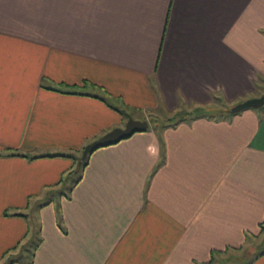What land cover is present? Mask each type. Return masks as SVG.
Here are the masks:
<instances>
[{"label": "crops", "instance_id": "obj_1", "mask_svg": "<svg viewBox=\"0 0 264 264\" xmlns=\"http://www.w3.org/2000/svg\"><path fill=\"white\" fill-rule=\"evenodd\" d=\"M263 84L264 0H0V264H204L264 236V105L147 122L64 181L130 110Z\"/></svg>", "mask_w": 264, "mask_h": 264}, {"label": "rangeland", "instance_id": "obj_2", "mask_svg": "<svg viewBox=\"0 0 264 264\" xmlns=\"http://www.w3.org/2000/svg\"><path fill=\"white\" fill-rule=\"evenodd\" d=\"M264 88V84H263ZM264 89H261L256 96H259L261 92H263ZM193 104H188L185 105L184 107H179L176 108L175 110L172 111H165L163 109L162 111H154L153 113H149L147 115V122L149 123L150 126H158L162 124L166 118L172 116L174 113H182L184 110H190L192 108ZM227 107H230L227 105ZM225 107L220 104L218 101L215 103H210V105L206 106L204 108L205 113H215L219 112L220 110L224 109ZM133 114H137L138 116H141L139 113H133L131 110L129 111V116ZM132 117V116H131ZM143 118L145 116H142ZM72 171L70 174H68L67 177L64 178V181L66 182H71L72 179H74L77 175V162L74 163L73 167L71 168ZM66 185V184H65ZM67 186L63 187V190H65ZM30 233V230H29ZM264 242V236H258V237H249L247 241L239 248L236 250L233 249H227L225 252H223L220 255H217L214 257V262L211 264H247L248 260L256 253V249H260L263 247L260 246ZM260 246V247H259Z\"/></svg>", "mask_w": 264, "mask_h": 264}, {"label": "trees", "instance_id": "obj_3", "mask_svg": "<svg viewBox=\"0 0 264 264\" xmlns=\"http://www.w3.org/2000/svg\"><path fill=\"white\" fill-rule=\"evenodd\" d=\"M216 101H218L220 104H222L225 108L222 109V110H220L219 112H215V113H205L203 110L208 105H195V104H193V106H192V108L190 110H184V111H182V113H177V112L174 113L172 116L166 118V120L162 124L158 125L157 127H170V126H175L176 124H178L180 122L190 121V120H193V119H196V118H200V117L214 118V119H223V118H228V117L232 116L233 114H236V112L235 113L230 112L229 109H230L231 106L230 107H227L226 103L224 101H222L220 98H217V97L212 98V100H211L210 103H215ZM186 105H188V104H186ZM184 106H181V107H184ZM152 127H156V126H152ZM102 145H105V144H102ZM99 146H101V145H99ZM95 148L96 147L92 148L91 150H93ZM55 155L68 156V154H65V153H54V154H50V155H47V156H55ZM39 156H41V155H39ZM33 157H37V156H31L30 158H33ZM86 157H87V155L84 158H82V159L80 158V156L77 157V160H76L77 161V170H76L77 175H76L74 181H76L80 177L82 166L86 162ZM261 225H262V222L259 223V228L261 227ZM35 245H36V242L33 245L31 244L30 245L31 249H33V247ZM262 252H264V250H262L260 252H256L248 260L247 264H249L255 257H257ZM218 253L219 252H217V251L211 252L210 253L209 260L207 262H205L204 264H211V263H213L214 262V258L212 257V255L213 254H218ZM31 255H32V250L29 249L26 252V261L23 264H30L31 263Z\"/></svg>", "mask_w": 264, "mask_h": 264}, {"label": "water", "instance_id": "obj_4", "mask_svg": "<svg viewBox=\"0 0 264 264\" xmlns=\"http://www.w3.org/2000/svg\"><path fill=\"white\" fill-rule=\"evenodd\" d=\"M264 105V93L256 97H250L244 99L240 102L233 104L229 111L232 113L238 112L245 108H257ZM148 123L146 120L134 119L129 115H126V121L122 127H115L109 131L103 133L97 139L92 140L91 142L84 145L81 150L80 158H84L92 148L97 147L102 144H110L117 141L120 138L130 135L134 131H141L146 129Z\"/></svg>", "mask_w": 264, "mask_h": 264}]
</instances>
